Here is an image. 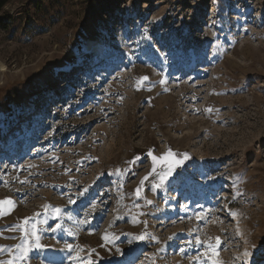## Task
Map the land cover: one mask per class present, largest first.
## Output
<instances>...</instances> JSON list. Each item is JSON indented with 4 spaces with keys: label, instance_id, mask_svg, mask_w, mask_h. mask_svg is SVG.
<instances>
[{
    "label": "rangeland",
    "instance_id": "1",
    "mask_svg": "<svg viewBox=\"0 0 264 264\" xmlns=\"http://www.w3.org/2000/svg\"><path fill=\"white\" fill-rule=\"evenodd\" d=\"M0 16V200L15 202L0 261L35 224L43 247L17 264H73L65 242L76 264H210L196 236L221 238L223 264H264V0H11ZM169 149L182 162L141 186L149 150Z\"/></svg>",
    "mask_w": 264,
    "mask_h": 264
},
{
    "label": "snow or ice",
    "instance_id": "2",
    "mask_svg": "<svg viewBox=\"0 0 264 264\" xmlns=\"http://www.w3.org/2000/svg\"><path fill=\"white\" fill-rule=\"evenodd\" d=\"M147 77H142L139 80H137L136 82V86L139 88L142 85V81L146 80ZM161 84L164 83L163 80L160 81ZM205 111L211 112L212 109L211 108H206ZM49 135H51V133H49ZM148 155L151 157L152 160V169L151 171L144 176L141 181H140V185L142 186L144 183V180L148 179V176L152 175L153 173L156 174V176L159 178V183L154 184L153 185V189L155 190L156 188L160 187L163 185L164 181L172 174V171L175 169V167L177 165H179L182 161L181 160H176L174 159L175 154L169 149L167 150L163 155L157 157L155 155L152 154L151 150H149ZM188 157L185 155L183 157V159H187ZM139 157H135L130 163L134 164L136 162V160H138ZM31 166V165H30ZM158 166H163L161 167V170L159 172H157V167ZM27 181H22L21 183H26ZM141 193V188L138 187L136 190V195L139 196ZM236 195H240V193H236ZM69 203H73V201L69 200ZM146 203L151 204L152 201L151 200H146ZM0 205H7V210L6 211H0V216L3 215H7L9 211H11L12 208L15 207V202L10 199V198H5L4 200H0ZM45 208H48V205L44 206ZM96 208V205L93 204L91 211H94ZM208 211L207 209L202 210L199 213H196V219L198 221L203 220L205 223H208ZM55 213H59L60 209L56 208L54 209ZM231 215L233 217L236 216L235 212H232ZM87 216V214H86ZM69 219H71V217H69ZM219 219V218H217ZM29 218H25L24 222L25 224L28 223ZM39 223H46V221H39ZM78 224H86L88 223V220L85 218L84 220H80L77 221ZM17 227H19V225L16 226H10L7 230L8 231H14ZM50 230L52 232H56L57 230L61 229V225L60 224H56L55 227L49 226ZM67 234L69 236L74 235L75 233L72 230H67ZM175 235V234H173ZM237 235H239V231H237ZM146 234L142 233L139 236H136L135 239L137 240H144L145 239ZM103 239H105L106 241L108 240V236L105 235L103 237ZM151 239L155 240V237H151ZM169 240L172 239V237L170 236L168 238ZM29 240L32 241L31 244H29ZM40 237L37 235V229H36V225L33 224L30 230V234L29 232L25 231V235L22 238V243L17 244L16 248L18 250V254L14 257V259H10L7 261H0V264H17L18 261L21 260H26L27 259V253L33 248H41L43 247L40 243H39ZM188 246H196L199 247L200 245H204L205 246V251L203 253V256L208 259L210 261V264H223V261H221L220 259L217 258L218 256V249L220 248V246L223 244V241L221 240V238L219 236H217L215 238V243H213L211 241V238H209V240L206 241H202L200 239L199 236L195 237V245H193L192 241H186L185 242ZM103 247V245H101ZM3 249L0 248V251H2ZM62 250H66L69 252V259L73 261V264H76V261H78L79 258V252L82 251V249L76 245L74 246L73 244L64 243V248ZM10 251V250H9ZM120 249L117 248V252H119ZM181 252L184 251L183 248L180 249ZM73 253H75V255H73ZM249 255V253L247 251H245L243 253L244 257H247ZM195 259H199V257H195Z\"/></svg>",
    "mask_w": 264,
    "mask_h": 264
},
{
    "label": "bare ground",
    "instance_id": "3",
    "mask_svg": "<svg viewBox=\"0 0 264 264\" xmlns=\"http://www.w3.org/2000/svg\"><path fill=\"white\" fill-rule=\"evenodd\" d=\"M87 46L89 50L100 51L105 55L112 56L115 54V51L112 46L107 45L102 40L96 38L90 39V42Z\"/></svg>",
    "mask_w": 264,
    "mask_h": 264
},
{
    "label": "trees",
    "instance_id": "4",
    "mask_svg": "<svg viewBox=\"0 0 264 264\" xmlns=\"http://www.w3.org/2000/svg\"><path fill=\"white\" fill-rule=\"evenodd\" d=\"M11 0H0V12L4 8V6L9 3ZM6 22L3 21L2 16H0V26H3Z\"/></svg>",
    "mask_w": 264,
    "mask_h": 264
}]
</instances>
